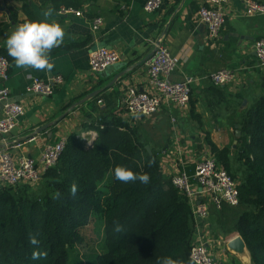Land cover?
<instances>
[{"label":"trees","instance_id":"1","mask_svg":"<svg viewBox=\"0 0 264 264\" xmlns=\"http://www.w3.org/2000/svg\"><path fill=\"white\" fill-rule=\"evenodd\" d=\"M19 1L34 17L30 1ZM90 1L41 0L55 10H83ZM0 56L8 60L10 70L15 61L8 56L6 46H0ZM262 72L261 91L250 96L245 107L241 104L247 95L239 92L229 98L224 86L211 83L205 96L215 123L241 130L236 152L220 146L209 131L205 132L206 146L236 180L240 196L232 214L225 212L230 205L214 210L212 229L241 235L254 264H264ZM224 101L226 106H222ZM100 112L96 125L89 126L98 132L92 144L71 134L57 164L46 169L36 185H0V264H82L84 260L73 254L85 242L92 244L85 253V264H157L158 258L166 256L194 264L190 253L196 219L186 193L174 184L173 175L162 170L160 153L164 145L157 143L149 152L146 146L151 141L140 134L148 129L146 125L132 126L124 121L123 128L121 117H115L110 109ZM188 113L196 128L203 129L202 114L192 98ZM235 157L242 164L240 174L233 168ZM116 166L147 173L150 182L123 183L115 179ZM72 184L77 186L75 196L70 194ZM94 221H101L102 230L86 232ZM117 223L123 231H114ZM33 235L38 245L30 244ZM34 252L47 255L33 259Z\"/></svg>","mask_w":264,"mask_h":264},{"label":"crops","instance_id":"2","mask_svg":"<svg viewBox=\"0 0 264 264\" xmlns=\"http://www.w3.org/2000/svg\"><path fill=\"white\" fill-rule=\"evenodd\" d=\"M29 1L34 17L22 8L23 1L0 0L1 47L6 46L8 36L19 24L25 21L44 20L43 11L49 7L43 5L41 0ZM146 1L91 0L84 6L83 16L61 14L59 10L54 9L49 22L58 23L64 29L65 36L63 44L59 48H54L50 54L54 62L53 69L50 71L24 69L17 67L14 62L10 68L9 79L6 82H1L0 79V86L5 85L9 88L12 100L21 102L25 107L18 125L6 136L9 144L7 147L13 156L26 155L36 158L41 155L47 144L62 137H69L73 133H76L85 144H90L98 136V132L89 126L96 125L101 116L100 111H104V114L110 109V113L115 117L126 116L123 100L127 87L132 85L141 90L150 88L146 61L155 49V42L159 40H162L173 54L180 57V64L172 72V78L183 79L186 76L201 78L193 92L192 102L196 110L202 114L204 122L202 131L210 132L211 127L213 130L218 127L207 110L205 98L208 97L207 88L212 85L209 80L212 72L224 67L240 69L238 78L223 89L229 98L239 92L247 95L245 97L247 102L244 103L243 100L241 107L249 104L250 96L255 97L260 93L263 72L257 66L258 58L254 43L264 38V15L248 16L244 13V0H229L225 4L227 21L221 35L211 39L207 26L200 21L198 14L206 0H165L160 8L153 11L144 9ZM97 16H101L104 23L98 29H93L92 20ZM98 47L113 48L120 54L119 62L122 66L108 76L100 73L96 75L90 71L89 56L92 50ZM122 71L126 74L113 86L76 106L63 119L58 120L75 103L92 92L103 89ZM57 74L63 75L64 81L56 86L52 95L28 91L33 76L49 80L51 76ZM223 104L226 102L224 101L222 106ZM188 112L189 110L180 111L163 107L160 112L145 117L150 118L153 123L168 119L166 120L168 122H163L166 128L159 132L161 137L159 139L150 137L151 144L146 146L149 148L148 151L151 152L152 146L157 143L164 147L177 145L176 137L172 139L168 133L172 117H177L183 127L185 125L188 129L196 128V123L190 119ZM57 120L56 124L26 139L38 128ZM177 130L179 131V128ZM88 137H91L92 141L88 142ZM197 138V134L182 138L181 146L173 149L168 157L163 159V172L170 176L179 170L188 169V172L193 174L196 158L200 157ZM212 138L216 142L214 136ZM1 143L3 138L0 134ZM235 235L236 233H231L226 237ZM217 252L224 264H234L233 253H230L222 242L218 244ZM233 261L240 264V260Z\"/></svg>","mask_w":264,"mask_h":264},{"label":"built area","instance_id":"3","mask_svg":"<svg viewBox=\"0 0 264 264\" xmlns=\"http://www.w3.org/2000/svg\"><path fill=\"white\" fill-rule=\"evenodd\" d=\"M228 1L206 0L198 11L200 21L207 26L211 39L218 38L226 24L225 4ZM164 2L165 0H147L144 9L146 11L156 10ZM244 4L246 15H264V2L244 0ZM59 12L66 15H84L83 10L72 7H63L59 9ZM103 23L104 19L101 16L93 18V29H98ZM254 50L258 58L257 66L261 71H264V38L254 43ZM119 60L120 54L117 50L98 47L90 53V71L97 75L107 66L118 63ZM180 61V57L173 54L162 40L155 42L154 54L146 61L150 88L141 90L132 85L127 87L123 105L128 117L136 119L150 117L160 112L163 107L179 109L180 111L189 110L192 93L201 78L197 76H186L183 79L172 78V72L179 66ZM239 70L231 67L220 68L209 75V80L217 86H226L238 78ZM9 77V62L5 57L0 56L1 82H6ZM63 81L64 77L61 74L53 75L49 80L33 76L28 85V91L52 95L56 86ZM0 106L2 110L0 134L5 144L0 149V185H36L45 170L57 164L67 143V137L47 144L41 155L36 158L26 155L15 157L7 147L6 136L18 125L25 112V107L21 102L12 100L11 92L5 85L0 86ZM197 160L193 174L186 169L172 174L174 184L183 190L188 197L198 228L196 229L198 238L193 242L190 257L194 264H224L223 259L219 257L217 248L214 249L215 252L212 249L209 237L201 233L203 231L201 226H203V220L208 217L211 209H222L225 205L237 206L239 204L238 184L210 152ZM233 237L225 241L226 246Z\"/></svg>","mask_w":264,"mask_h":264},{"label":"clouds","instance_id":"4","mask_svg":"<svg viewBox=\"0 0 264 264\" xmlns=\"http://www.w3.org/2000/svg\"><path fill=\"white\" fill-rule=\"evenodd\" d=\"M54 9L49 7L43 11L44 20L25 21L19 24L16 29L8 36L6 47L8 56H10L17 67L32 68L36 71H50L54 67L51 60V52L54 48H59L64 42V29L55 21L49 22ZM115 179L123 182H136L142 184L150 182V176L147 173L137 174L125 166H116L114 169ZM77 192L76 184H72L70 194L75 196ZM116 232L123 231L118 223L114 229ZM32 245H38L37 236L29 238ZM46 252H34L33 259L46 257ZM157 264H185L184 261L173 259L171 256L157 259Z\"/></svg>","mask_w":264,"mask_h":264},{"label":"rangeland","instance_id":"5","mask_svg":"<svg viewBox=\"0 0 264 264\" xmlns=\"http://www.w3.org/2000/svg\"><path fill=\"white\" fill-rule=\"evenodd\" d=\"M196 88V87H195ZM194 88V90H195ZM194 92V91H193ZM193 95V93H192ZM123 117V118H122ZM121 117V122H123V124L121 125L123 128H126L124 125V121L127 122L128 124H132V126H137L140 125L139 123H141V125H143V127L145 128V125L147 126L148 129L145 128V130H142V132L140 131L141 137L142 138H146L149 137V139L154 138V139H159L161 136L159 134L160 131H162L163 128H166V126L163 124V122H168L166 120H168L166 118V120L162 119L160 121L157 122H152V120L150 118H130L127 115L126 116H122ZM140 119V120H139ZM144 120V121H143ZM144 123V124H142ZM172 123V124H171ZM171 123L169 121V125L171 129H168V133H170L171 138L174 139L175 138V142L177 141V145L173 146V144L170 147H163L162 151L160 153V159H163L168 157V155L171 153V151L175 148H178L181 146L180 141L183 140L182 138H188L189 136H191L192 134H197V147L199 146V151H198V156H203V155H208L209 154V149L206 146L205 143V130H201L198 128H190L188 129V127H186L184 125V127L180 124L181 122L178 121L177 117H172ZM216 129L213 130V128L211 127V135L212 137L214 136V139L216 140V142L218 144H220L221 146H229L232 148V150H234V152H236V148L238 146V139L236 136V129L233 128L232 126H228V125H221L220 123H215ZM179 128V131L177 130ZM197 130V132L195 131ZM151 137V138H150ZM91 137H88V142L92 141V139H90ZM171 143V142H170ZM169 143V145H170ZM199 143V145H198ZM92 144V143H91ZM168 146V145H167ZM153 147V146H152ZM209 151V152H208ZM151 152H153L151 150ZM200 157H197L196 159H199ZM162 161H161V167H162ZM198 161V160H197ZM233 168L235 169V171H237L239 174L242 171V164L240 161H238V158L235 157L234 159V163H233ZM187 171H189L188 169H186ZM228 209L225 211L228 215L232 214V210H236L237 206H232V207H227ZM216 209H211L210 210V214L208 215L207 218H204L205 220H203V226H201V228L203 229V231H201V233L207 237H209V243L212 246V249L214 250L215 248H217L218 244L220 242H222V244L224 246H226L225 241L230 238V236L226 237L228 234L224 233V231L222 230H216V228L214 227V231L212 229V216L215 213ZM222 210V209H221ZM101 227L102 230V223L101 221H94L91 224H89L88 229L86 232H89L91 229L94 231V233L96 231H98ZM196 229H198L196 227ZM102 233V231H101ZM89 234V233H88ZM90 235V234H89ZM226 237V238H225ZM198 238V232H195V237H194V241L195 242ZM222 238V239H221ZM92 246V244L88 245V242L84 243L83 246L81 247H76V251L73 254V257L77 258H81L82 260H84V262L82 264H85V260H87V258L85 257V253H87L88 248ZM215 252V250H214ZM232 253V252H230ZM250 254V252H249ZM234 259L233 260H240V264H254L252 262V257H250V263H245L243 262L241 259H239L235 254H232ZM79 256V257H78ZM251 256V254H250ZM232 262L234 264H239V263H235V261Z\"/></svg>","mask_w":264,"mask_h":264},{"label":"water","instance_id":"6","mask_svg":"<svg viewBox=\"0 0 264 264\" xmlns=\"http://www.w3.org/2000/svg\"><path fill=\"white\" fill-rule=\"evenodd\" d=\"M155 50V49H154ZM154 54V51L148 56L151 57ZM121 63H115L112 65L107 66L100 74L103 76H108V74H110L111 72H113L114 70H117L121 67ZM126 74L125 71H122L120 73H117L114 78L103 88V89H99L96 90L94 92H92L91 94L87 95L85 98H83L82 100H80L79 102L75 103L72 107L69 108V110H67L64 114H62V116L58 119L61 120L63 119L73 108H75L76 106L80 105L81 103H84L86 100L98 95L100 92H102L103 90L113 86L122 76H124ZM247 100H244V103H246ZM57 121L49 123L47 125H44L40 128H38V130H36L33 134H31L30 136H27L26 139L28 138H32L34 137L38 132H40L42 129H45L47 127H49L52 124H56ZM236 127L238 128V125H236ZM236 136L240 137L241 136V130L237 129L236 130ZM91 144V143H90ZM89 143L87 145H90ZM9 145V144H8ZM5 146L4 143L0 144V149L3 148ZM147 149L149 150V148L147 147ZM227 247L228 249L235 254L239 259H241L243 262L245 263H250V254H249V250L247 248V244L244 240V238L241 235H236L234 236L231 240L228 241L227 243Z\"/></svg>","mask_w":264,"mask_h":264}]
</instances>
